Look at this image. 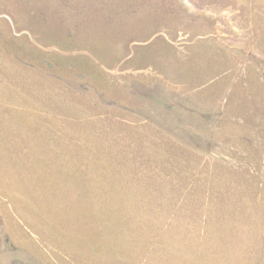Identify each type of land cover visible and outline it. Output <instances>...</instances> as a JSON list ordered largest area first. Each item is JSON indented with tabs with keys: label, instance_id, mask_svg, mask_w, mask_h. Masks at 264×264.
<instances>
[{
	"label": "rangeland",
	"instance_id": "rangeland-1",
	"mask_svg": "<svg viewBox=\"0 0 264 264\" xmlns=\"http://www.w3.org/2000/svg\"><path fill=\"white\" fill-rule=\"evenodd\" d=\"M0 264H264V0H0Z\"/></svg>",
	"mask_w": 264,
	"mask_h": 264
}]
</instances>
